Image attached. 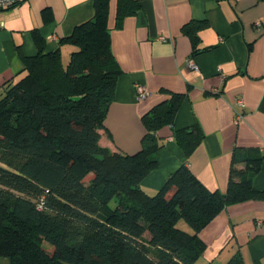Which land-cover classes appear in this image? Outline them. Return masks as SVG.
<instances>
[{"label": "trees", "instance_id": "trees-1", "mask_svg": "<svg viewBox=\"0 0 264 264\" xmlns=\"http://www.w3.org/2000/svg\"><path fill=\"white\" fill-rule=\"evenodd\" d=\"M94 8L54 51L35 30L37 54L22 55L21 74L0 86V255L9 264H194L206 248L205 226L230 204L264 197L254 184L264 155L236 146L226 192L210 189L187 163L147 192L142 182L163 146L159 130L174 123L184 94L171 91L144 114L137 152L102 145L123 70L112 49L111 0H94ZM141 8V0H117L114 26ZM205 24L182 27L193 55ZM174 138L190 156L203 133L185 127ZM227 264H244L242 255Z\"/></svg>", "mask_w": 264, "mask_h": 264}, {"label": "crops", "instance_id": "crops-1", "mask_svg": "<svg viewBox=\"0 0 264 264\" xmlns=\"http://www.w3.org/2000/svg\"><path fill=\"white\" fill-rule=\"evenodd\" d=\"M141 10L115 27L117 0H111L112 49L123 70L109 107L101 144L124 153L142 147L143 116L156 104L184 94L174 123L163 126L159 164L142 182L159 190L183 163L210 189L226 192L236 146L264 155V0H141ZM45 10L51 19L45 18ZM94 0H24L0 8V86L21 74L22 55L37 54V30L48 51L74 27L94 16ZM205 20L200 52L193 55L184 24ZM71 47L63 46L68 60ZM189 58L198 68L187 69ZM150 94L139 99L136 83ZM242 98L243 103L237 101ZM238 113L243 118L237 121ZM197 126L203 138L187 156L174 130ZM93 175L90 174V178ZM264 189V160L254 177ZM206 243L194 264H227L236 254L244 264H264V197L224 208L200 232ZM10 259L0 255V264Z\"/></svg>", "mask_w": 264, "mask_h": 264}, {"label": "built area", "instance_id": "built-area-1", "mask_svg": "<svg viewBox=\"0 0 264 264\" xmlns=\"http://www.w3.org/2000/svg\"><path fill=\"white\" fill-rule=\"evenodd\" d=\"M22 1H24V0H0V8H5V7L12 6V5H16ZM186 68L187 69H195V68H198V65L194 61L193 58H189V60L187 61V64H186ZM135 89H136L137 96L139 99H144L150 94L147 86L144 83H140V82L136 83ZM237 101L240 103H243L242 98L237 99ZM242 118H243V113H238L237 121L241 120ZM44 204H45V199L43 197V198H41V201L39 202V208H42L44 206Z\"/></svg>", "mask_w": 264, "mask_h": 264}, {"label": "rangeland", "instance_id": "rangeland-1", "mask_svg": "<svg viewBox=\"0 0 264 264\" xmlns=\"http://www.w3.org/2000/svg\"><path fill=\"white\" fill-rule=\"evenodd\" d=\"M114 150V149H113ZM90 179V175H88L87 177H86V180H89ZM112 205L113 206H115L116 205V202H112Z\"/></svg>", "mask_w": 264, "mask_h": 264}]
</instances>
